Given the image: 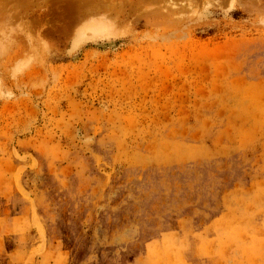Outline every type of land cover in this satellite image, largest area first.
Masks as SVG:
<instances>
[{"label": "rangeland", "instance_id": "374dc122", "mask_svg": "<svg viewBox=\"0 0 264 264\" xmlns=\"http://www.w3.org/2000/svg\"><path fill=\"white\" fill-rule=\"evenodd\" d=\"M94 1L0 0V264H264V0Z\"/></svg>", "mask_w": 264, "mask_h": 264}, {"label": "bare ground", "instance_id": "6f19581e", "mask_svg": "<svg viewBox=\"0 0 264 264\" xmlns=\"http://www.w3.org/2000/svg\"><path fill=\"white\" fill-rule=\"evenodd\" d=\"M94 1V0H93ZM91 2H92V0H91ZM95 2V1H94ZM96 2H97V0H96ZM95 2V3H96ZM82 3H84V2H82ZM86 4H88V3H86ZM84 5H85V3H84ZM110 5V4H109ZM112 6V5H111ZM4 7V6H3ZM89 7V6H88ZM94 7V6H93ZM101 7V6H100ZM111 8V7H110ZM94 9V8H93ZM106 9V8H105ZM84 11V10H83ZM102 11V10H101Z\"/></svg>", "mask_w": 264, "mask_h": 264}]
</instances>
